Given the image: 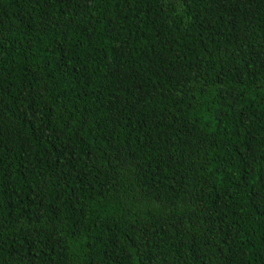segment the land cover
Wrapping results in <instances>:
<instances>
[{
  "label": "trees",
  "instance_id": "trees-1",
  "mask_svg": "<svg viewBox=\"0 0 264 264\" xmlns=\"http://www.w3.org/2000/svg\"><path fill=\"white\" fill-rule=\"evenodd\" d=\"M0 264H264V0H0Z\"/></svg>",
  "mask_w": 264,
  "mask_h": 264
}]
</instances>
